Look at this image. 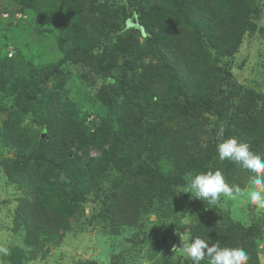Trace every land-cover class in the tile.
Segmentation results:
<instances>
[{"label": "trees", "instance_id": "obj_1", "mask_svg": "<svg viewBox=\"0 0 264 264\" xmlns=\"http://www.w3.org/2000/svg\"><path fill=\"white\" fill-rule=\"evenodd\" d=\"M123 3L150 52L146 63L132 34L120 40ZM263 9L264 0H0V15H10L0 18V117L12 114L0 129V156L7 153L0 170L7 184L25 191L11 228L23 232V248L4 251L3 261L23 264L40 242L64 239L89 204L88 225L108 230L112 250L120 239L129 252L135 242L148 246L152 227L162 230L158 248L182 235L209 237L243 248L248 264H264L262 226L230 215L234 201L244 208L245 196L221 195L207 206L181 192L189 174L216 170L245 193L246 184L255 185L254 174L221 161L216 149L236 137L264 156V93L238 83L229 61L245 36L263 31ZM156 11L165 15L159 26L150 19ZM27 24L36 44L52 39L57 59H40L26 50L32 44L14 39ZM72 65L81 68L90 106L68 86ZM136 252L143 255V247ZM153 264L192 261L169 249Z\"/></svg>", "mask_w": 264, "mask_h": 264}, {"label": "rangeland", "instance_id": "obj_2", "mask_svg": "<svg viewBox=\"0 0 264 264\" xmlns=\"http://www.w3.org/2000/svg\"><path fill=\"white\" fill-rule=\"evenodd\" d=\"M263 1V0H262ZM114 9V7H112ZM133 9L128 6L127 3H123V8L118 11L116 19L120 23L126 21L124 32L121 33L120 40H128V36L132 34V38L135 39L139 45L140 51L145 55L146 63L149 60L150 52L145 45V41L139 35L140 27L138 25L135 15H132ZM162 16H159V12H154L150 18L156 25H161V19L165 18L163 12ZM6 14H1L0 18L9 19L10 15L7 14L6 18H3ZM25 16V15H24ZM113 16V14H110ZM130 16L131 17L128 19ZM19 17V14L17 15ZM16 16L14 19H19ZM160 17V18H157ZM23 20L32 22L29 16L23 17ZM33 24V23H30ZM30 24H27L28 27L25 30L18 29L16 37L14 39L22 45H31L26 50H30L34 55L38 56L40 59L46 60H55L56 53L55 50H51L52 39L41 40L40 44L35 43V38L33 37V32L31 30ZM259 28L263 31L252 36H245L238 52L229 60L232 66V74L236 81L249 89L254 90L259 93H264V9L262 10L261 17L259 20ZM138 29V30H137ZM145 35V34H143ZM12 42L10 43V45ZM58 57V56H57ZM71 70L67 76L70 90L76 93L78 92V100L86 106L93 104L90 99L91 96H87L90 90L82 89L81 85L83 78L81 75H77L81 71V68L78 65H72L69 67ZM87 74H84L85 76ZM91 75V74H90ZM90 75H87L88 77ZM80 78V79H79ZM54 84V81H49L46 84L47 88H51ZM91 92V91H90ZM75 93V94H76ZM73 95V94H72ZM25 101V99H22ZM21 100V101H22ZM25 103V102H24ZM22 103V105H24ZM90 112L95 111L90 109ZM98 112V110L96 111ZM93 113V112H92ZM12 114L3 113L0 117V129L5 120ZM201 119V118H200ZM24 124H30L33 126L35 123L30 118H25L23 121ZM205 127L207 125L205 124ZM92 155H97V153L92 152ZM7 153L2 152L0 156V161L2 158L6 157ZM256 185L248 186L245 185V190L248 192L250 189H255ZM260 190V189H258ZM25 191L18 190L14 186L9 185L5 182V173L0 170V255L3 252H10L12 248H23V232H12L11 228L13 227L12 216L16 204L20 198L25 196ZM244 197V196H243ZM246 197V196H245ZM248 199L242 198L240 200V205L244 208H238L237 201H234L233 206L230 207V215L233 220L239 221L241 223H249L251 220H255L254 223L262 226V231L264 232V209H258L256 206L247 204ZM94 207V205H93ZM248 207V210H247ZM256 209L258 211H250V209ZM84 215L81 216L76 224L72 225L71 231L67 234L64 239L62 238L59 242L56 243H46V241L40 242V252H35L33 259H29L23 264H134L138 261H141L142 264H153L156 260H161V256L169 249L175 251L179 254L186 255L182 252L179 246L181 242L185 239L186 235H182L178 238L177 243L173 244L171 240H167L165 245L161 248L162 237L160 236V231H155L154 233L150 229L152 238H150V244L148 246L138 244L134 247L132 251L129 245H124L123 240L116 242V249L112 250L111 243L108 239L107 232L100 228L99 224L93 223L88 225V222L91 216V205L87 204L84 209ZM256 216V217H255ZM258 218V219H257ZM149 220H154V217L151 216ZM69 223H72L73 220H69ZM149 228V227H147ZM157 229V228H156ZM146 231V229H145ZM77 232V233H75ZM75 233V234H74ZM145 236H148L146 233ZM131 244V243H130ZM173 244V245H172ZM172 245V247H170ZM143 247V255L138 254L136 251L140 250ZM177 247V248H174ZM258 248L264 251V235L262 240L258 244ZM11 254L8 253L7 256ZM148 254H152V258H147ZM3 256L0 257V264H7L3 261ZM146 258V260H144ZM260 261L264 262V255L260 256ZM79 262V263H78Z\"/></svg>", "mask_w": 264, "mask_h": 264}, {"label": "clouds", "instance_id": "obj_3", "mask_svg": "<svg viewBox=\"0 0 264 264\" xmlns=\"http://www.w3.org/2000/svg\"><path fill=\"white\" fill-rule=\"evenodd\" d=\"M216 150L221 161L228 159L254 174L256 188L245 193L238 185H229L222 172L216 170L189 174L181 192L190 194L207 206L214 205L221 195L231 200L246 196L252 205L264 209V156L254 153L249 143L236 137L219 143ZM179 248L190 257L192 264H201L206 256L209 264H248L249 260L243 248L221 247L219 243H210L209 237H185Z\"/></svg>", "mask_w": 264, "mask_h": 264}]
</instances>
